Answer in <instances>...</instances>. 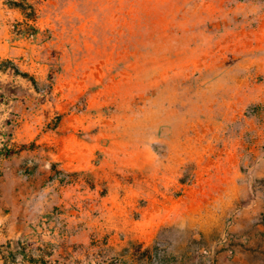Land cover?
Segmentation results:
<instances>
[{
  "label": "rangeland",
  "instance_id": "1",
  "mask_svg": "<svg viewBox=\"0 0 264 264\" xmlns=\"http://www.w3.org/2000/svg\"><path fill=\"white\" fill-rule=\"evenodd\" d=\"M0 264H264V0H0Z\"/></svg>",
  "mask_w": 264,
  "mask_h": 264
},
{
  "label": "trees",
  "instance_id": "2",
  "mask_svg": "<svg viewBox=\"0 0 264 264\" xmlns=\"http://www.w3.org/2000/svg\"><path fill=\"white\" fill-rule=\"evenodd\" d=\"M14 6H16V7H22V4L19 3V2H16V3L14 4ZM14 6H13V7H14Z\"/></svg>",
  "mask_w": 264,
  "mask_h": 264
}]
</instances>
